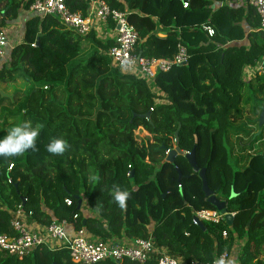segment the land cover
I'll use <instances>...</instances> for the list:
<instances>
[{
	"label": "trees",
	"instance_id": "16d2710c",
	"mask_svg": "<svg viewBox=\"0 0 264 264\" xmlns=\"http://www.w3.org/2000/svg\"><path fill=\"white\" fill-rule=\"evenodd\" d=\"M35 1L0 4V30L19 22L21 12L29 14ZM92 1L67 0V6L87 16ZM103 1L128 13L139 35L136 49L141 57L170 59L183 43L189 62L155 77L161 92L157 95L146 82L114 67L104 53L114 46L112 39L100 40L95 33L80 36L55 16L26 19L23 33L0 65V84L23 80L27 88L15 111L2 110L0 138L5 127L22 122L43 127L34 150L0 157V232L13 234L11 222L22 207L41 226L73 222L78 216L75 229L104 242L153 236L157 249L182 264L211 263L231 253L240 239L245 243L237 264H264V144L239 169L226 146L232 136L240 150L255 151L264 140L263 129L256 136L264 78L247 82L243 77L245 68L264 58V33L256 12L230 7L227 0ZM203 26L212 27L215 37L209 39ZM86 43L92 47L84 54ZM246 96L256 106L245 122ZM152 109L149 120L141 118ZM139 128L152 139L139 141ZM177 133L179 148L186 153L194 149L197 136V164L207 170L209 189L235 214L232 226L204 223V230L193 224L194 212L216 208L207 202L202 181L185 158L166 161ZM53 139L67 142L62 155L47 151ZM116 188L130 193L124 209L112 198ZM67 199L73 201L71 207ZM222 231L228 232L225 240ZM0 264L75 263L65 249L39 248L23 261L0 252ZM146 264H157L156 256Z\"/></svg>",
	"mask_w": 264,
	"mask_h": 264
},
{
	"label": "built area",
	"instance_id": "2783aa9c",
	"mask_svg": "<svg viewBox=\"0 0 264 264\" xmlns=\"http://www.w3.org/2000/svg\"><path fill=\"white\" fill-rule=\"evenodd\" d=\"M237 5H245L253 9L260 21V31L264 33V0H231ZM189 3H184V8H188ZM31 15L48 17L55 16L68 29L76 32L80 36H89L95 33L98 39L103 40L101 33L102 26L110 28L114 46L107 52L108 56L120 72L125 75L135 76L138 80L144 81L152 88L155 77L159 73H168L176 66H183L189 62V54L186 46L180 43L177 53L170 59H148L141 57L137 53L139 35L136 29L130 24L127 12L112 10L103 0H93L90 4L88 15L74 13L69 10L67 0H36L28 7ZM114 24V28L110 27ZM203 30L209 39L215 37V30L210 26H203ZM10 29L0 30V65L7 58L10 50L16 44V35ZM105 38V39H106ZM244 79L251 77L264 78V58L244 69ZM156 104H161L156 101ZM153 109L151 110V113ZM145 131L143 128H140ZM173 150V149H172ZM172 150L166 151V156ZM189 153V152H188ZM181 188V186H180ZM67 207L73 205V201H65ZM229 213V212H228ZM233 217L234 213H229ZM194 215L203 224L219 225L226 222L225 215L217 210L202 209L194 212ZM32 213L28 215L20 207L16 213L11 227L13 234L0 232V252H4L20 261H23L32 253L39 249L56 251L65 249L69 253L70 260L75 264H100L105 262H115L121 264L128 261L136 264H146L153 255L156 256L157 264H182L168 254L165 250L157 249L154 238L138 239L131 242H119L109 240H92L85 230H76L74 223L78 216L73 217V222L69 220L53 221L49 226H41L31 221ZM194 225H197L193 221ZM38 226V227H37ZM228 238V232L222 231V239ZM229 264L230 253L224 252L217 256L213 262L208 264ZM192 264H199L193 262Z\"/></svg>",
	"mask_w": 264,
	"mask_h": 264
},
{
	"label": "rangeland",
	"instance_id": "374dc122",
	"mask_svg": "<svg viewBox=\"0 0 264 264\" xmlns=\"http://www.w3.org/2000/svg\"><path fill=\"white\" fill-rule=\"evenodd\" d=\"M7 0H0V4H4L6 3ZM31 16V14L26 13V12H21L20 13V18H19V22L22 24V22L25 23L26 19H28ZM11 26V25H10ZM15 26V25H14ZM16 27V32L20 34V31H24V26H22L21 28L18 27L17 25ZM23 29V30H22ZM91 44L86 43L85 44V49H84V54H86L89 50H90V46ZM27 88V85L23 82V80H18L16 83L14 84H9V85H3L0 84V122L3 121V112L2 110H7L6 114L8 112H13L16 110V107L18 106V104L21 102L22 98H23V93L25 92ZM244 105L242 106V109L244 111L243 117H244V121L246 122L248 118H251L252 116V112L254 107L256 106L254 101H248L249 103H247L248 97L246 96V98L244 99ZM246 103V104H245ZM264 109V108H263ZM261 115V113H260ZM260 115L258 117V119L260 118ZM257 119V121H258ZM14 122H18L15 120H10V123H14ZM4 128V127H2ZM9 128V126L4 128V132H6V130ZM255 130H257L259 128H257V126L253 127ZM145 130V129H144ZM264 130V128H263ZM258 133L260 132L257 131ZM256 132V133H257ZM262 132V130H261ZM258 133L256 134V136H259ZM261 134V133H260ZM136 137L140 140H147L148 139H152V136L145 130L143 131L142 129H138L135 132ZM229 140V141H228ZM227 140V149L231 150V154H232V163H234L235 161L238 160V166H236V169H239V167H241L240 163H242L243 161L246 162L249 157V154H255V152H257L259 149V146H261L262 144H264V140L260 141L258 144H256L254 146L255 151H247V150H240V147H238V141L236 140V138L229 136V139ZM242 142L247 143V140H245V138H242ZM250 146V145H248ZM246 148V147H243ZM248 148V147H247ZM249 152V153H248ZM239 159H241V162L239 161ZM86 204H84L83 209L85 210ZM245 241L244 240H237V244L234 247V250L230 253V260L233 263H238V258L242 249V246L244 245ZM232 263V264H233Z\"/></svg>",
	"mask_w": 264,
	"mask_h": 264
},
{
	"label": "clouds",
	"instance_id": "9594fccd",
	"mask_svg": "<svg viewBox=\"0 0 264 264\" xmlns=\"http://www.w3.org/2000/svg\"><path fill=\"white\" fill-rule=\"evenodd\" d=\"M43 125L32 126L31 122H22L6 130V135L0 138V157L22 156L28 150L35 149L37 138ZM68 144L62 139H53L47 145V151L53 155H62ZM130 193L116 188L112 193L115 203L121 208L126 207ZM217 264H223L218 261Z\"/></svg>",
	"mask_w": 264,
	"mask_h": 264
},
{
	"label": "water",
	"instance_id": "95a60500",
	"mask_svg": "<svg viewBox=\"0 0 264 264\" xmlns=\"http://www.w3.org/2000/svg\"><path fill=\"white\" fill-rule=\"evenodd\" d=\"M141 118L149 120L151 118V112L146 114V115L141 116ZM258 126L260 129V132L258 133V135H260L261 130L264 128V109L262 110L260 118L258 119ZM197 145H198V138H197V136H195V147H194V149L190 153H186V152L182 151L179 148L178 133H177L176 147L169 153V155L166 158V161L169 163H174L177 157L185 158L187 160L189 166L193 169V171L199 175V177L202 181V191H203V193L207 199V202L209 204H211L212 206H214L216 208V210L219 211L222 215H225L227 225L232 226L234 223V217L227 212L226 202L220 201L218 199V195L209 189L208 181H207V170H206V168L201 169L197 164V161H196ZM131 178H133V176H131ZM182 179H183V176L179 172L178 182L180 183L182 181ZM233 197H234V194H233V190H232V197L231 198H233ZM81 206H82V202L79 201V208L78 209H80ZM193 221L196 222L198 227H200L204 230L206 229L204 224L201 221H199V219L194 214H193ZM84 225H85V222H84Z\"/></svg>",
	"mask_w": 264,
	"mask_h": 264
},
{
	"label": "crops",
	"instance_id": "0c3cea01",
	"mask_svg": "<svg viewBox=\"0 0 264 264\" xmlns=\"http://www.w3.org/2000/svg\"><path fill=\"white\" fill-rule=\"evenodd\" d=\"M226 4H228V6H232V7H234V8H244L246 11L248 10V8L245 6V5H237V4H234V3H232V1L231 0H227V3ZM218 5H215L214 7H217ZM21 22V21H20ZM24 22H22V24L21 23H19V22H17V23H12V24H10V25H12V26H10V25H8V27H6L5 29H10V30H12L11 32L14 34V35H16V39H17V35H18V33L16 32V25L18 26V27H22V26H24ZM15 25V26H14ZM23 30V29H22ZM111 31L112 30H110V28L107 26H102V29H101V33L103 34V37H104V40H105V38L107 37V38H109V37H111L112 36V33H111ZM21 33H23L22 31H20ZM158 36L159 37H161V38H164L166 35L164 34V33H159L158 34ZM106 38V39H107ZM15 39V41H17ZM111 39V38H110ZM243 44L244 45H246L247 47H248V45H249V43L247 42V41H245V42H243ZM257 77H251L250 79H247V78H245L244 80L245 81H247V82H250L251 80H253V79H256ZM151 90L153 91V93H156L157 95H161V92L157 89V87L155 86V84L153 83V86H152V88H151ZM86 208V207H85ZM91 215V214H90ZM38 227V226H37ZM92 240H96L95 238H92ZM113 241H119V242H131V241H129V240H127L125 237H123V238H121V239H113ZM233 262L230 260V262H229V264H232ZM233 264H235V263H233ZM237 264V263H236Z\"/></svg>",
	"mask_w": 264,
	"mask_h": 264
}]
</instances>
